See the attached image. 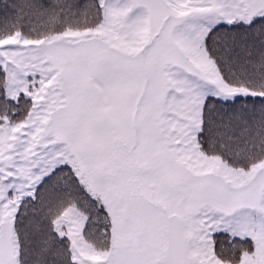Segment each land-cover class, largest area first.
<instances>
[{
  "label": "snow or ice",
  "instance_id": "obj_1",
  "mask_svg": "<svg viewBox=\"0 0 264 264\" xmlns=\"http://www.w3.org/2000/svg\"><path fill=\"white\" fill-rule=\"evenodd\" d=\"M0 264H264V0H0Z\"/></svg>",
  "mask_w": 264,
  "mask_h": 264
}]
</instances>
